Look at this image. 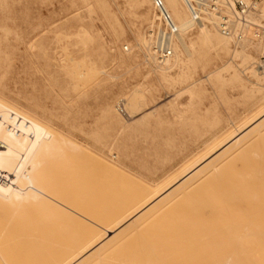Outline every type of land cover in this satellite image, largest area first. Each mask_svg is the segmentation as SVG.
I'll use <instances>...</instances> for the list:
<instances>
[{
	"label": "rangeland",
	"instance_id": "374dc122",
	"mask_svg": "<svg viewBox=\"0 0 264 264\" xmlns=\"http://www.w3.org/2000/svg\"><path fill=\"white\" fill-rule=\"evenodd\" d=\"M258 9L264 13V0H258ZM153 18L152 0L145 6H140L139 0H0V99L22 111L18 128L20 138L24 140L28 133L24 117L27 113L47 127L44 133L46 145L50 142L54 149L60 151L56 152V160L52 157V163L43 165L45 176L40 183L48 190L52 188L49 192L53 194L46 193L43 188L41 190L49 195L47 198L43 195L45 199L41 200L32 195L31 199H26L21 213L16 214L22 215L24 221L21 216H14L16 221L10 223L12 230L18 229L17 233L24 237L14 234L8 224L11 231L9 239L18 235L17 241L21 242L16 245L17 241L10 239L9 243H4L8 244L3 249L4 259L10 264H44L53 253V249H47L46 240L43 242L46 246L42 247L44 245L40 246L42 243L36 238L49 225L52 228V221L57 223L56 209L61 206L55 205L52 220L48 212L45 217L46 211L41 213L42 209L38 210L53 203L56 197L67 202L76 200L71 205L81 206L86 211L81 223L86 228L99 224L101 230L97 229L105 231L103 227H110L118 214L122 217L130 212L131 209L127 211L128 202L131 201L129 207L135 208L150 188L162 187L190 161L264 111V70L256 69L262 47L257 50L250 47L248 50L253 53L247 58L241 50L242 41L224 38L223 34H220L223 40L218 47L211 46L200 41L197 34L199 24L185 35L193 54L178 51L182 64L164 71L162 75L144 46V41H149ZM205 22L208 29H212L213 26L207 20ZM259 41L262 46L263 39ZM122 99L124 102L120 104ZM17 188L15 192V185L13 193L22 195L23 189ZM94 188L99 189L93 193ZM104 188L105 192L108 190L107 194ZM140 188L149 189L142 192L144 190ZM221 189L222 202L215 201V209L205 208L210 215L197 216L187 224H180L181 229L190 228L186 234L178 235V231L179 237L175 231L172 232L177 237L176 242L173 237L172 245V237L166 234L163 241L166 246L171 245V250L163 248L166 252L163 264H224L230 254H239L241 258L243 238L259 236L258 241L264 244V187ZM41 190L37 188L36 192ZM128 190L132 194L138 190L137 194L142 196L138 199L134 192L136 200L132 194L128 197L129 193L127 198L130 200L124 198ZM69 191L72 197H68ZM99 191L106 196L102 197ZM121 194L128 202L119 198ZM85 195L89 197L87 201L82 199L86 198ZM210 195L208 188L192 192L193 197L202 200L211 199ZM2 197L0 209H5L3 211L8 215H1L0 210V228L13 217L10 212H13L11 208L15 203L11 204L8 198ZM106 197L120 201L118 205L114 203L117 200L112 204ZM5 198L7 200L3 201ZM76 198L79 201L81 198L86 204L92 198L94 207L83 201L82 205ZM120 202L128 203L124 205L127 213L124 209L125 213L116 209L121 206ZM107 204L115 208L111 213H118L111 215L109 211L102 210ZM107 216L105 224L112 223L108 226L103 225ZM111 216L115 220L112 221ZM5 220L7 222L2 225ZM21 221L27 225L21 224L23 228L29 230L21 232L20 224L16 228L15 222ZM148 221L145 220V226L144 221L137 223L146 229L134 225L141 230L138 233L133 232V227L130 232L128 230L136 239L125 231V242L120 238L113 244L101 264H120L119 260L126 259L128 252L130 254L136 245L143 242L141 240H146ZM171 223L174 228L177 226L174 221ZM69 225L72 229L55 236L51 242L69 244L75 231L81 228L76 223ZM181 229L178 230L182 232ZM8 236L5 241H8ZM32 236H36V241ZM229 238L233 245L228 242ZM232 251H235L234 255ZM120 254L125 257H119ZM243 255L242 259H246L248 254L245 251ZM259 258L257 263L264 264V253ZM17 259L20 262L16 263Z\"/></svg>",
	"mask_w": 264,
	"mask_h": 264
},
{
	"label": "bare ground",
	"instance_id": "6f19581e",
	"mask_svg": "<svg viewBox=\"0 0 264 264\" xmlns=\"http://www.w3.org/2000/svg\"><path fill=\"white\" fill-rule=\"evenodd\" d=\"M163 1L165 4V7L167 8V10L172 16L178 28V31L170 35L164 34L162 27H161V23L159 21L158 14L154 7V17L155 18H153L154 22H151L152 25H151V30L149 32L150 34L149 39H148L149 41L148 43L144 41V46L147 52H150V55H152L151 59L153 60L155 66L158 67V69H160V72H162L161 73L162 75L164 71L165 72L169 71L182 64L181 63L182 61L179 59L178 51L187 53L189 55L193 54L190 52L189 45L187 41L185 40V35H187L192 29L195 28V26L199 24H200L199 25L200 31L198 30L199 32H197V34L199 36L200 41L202 42H206L211 46L218 47V45L223 40V37H221L220 34H223L224 38L226 37L227 39H230V40L231 38H234L237 42L242 41L241 50L244 52V55L247 58L251 57L253 53V51L248 50L250 47H254V50L260 49L262 47V53L260 54V56L263 54L264 13H261V11L258 9V1L254 3L255 10L251 11L245 17V20L243 21L239 20L237 9H236V1H239V0H234V1L232 0H163ZM242 1L250 2L251 0H242ZM152 2L154 6V0H152ZM150 4H151V0H139L140 6H145V5H150ZM143 8L144 7H142V9ZM223 19L227 20V22L230 23V28L232 29V32L228 35L225 34L221 28ZM205 20H207V22H209V24L213 26L212 29H208ZM260 39H263L262 46L260 45V41H259ZM164 46H167L168 49H171L172 51L171 55L167 57L163 56ZM125 49L129 50L128 47H125ZM260 63H261V60L259 57V60L256 63L257 65L256 69L258 68L260 70H264V68L261 67ZM121 102H124L123 99L120 101V104ZM21 115H22V111L20 109L0 99V197L3 196V197L8 198V201L9 202L11 201V204H13L12 202H15L14 206L12 208L10 207L11 210L13 209L12 210L13 212H10V213H13V217L11 218V220L9 219L10 221L8 220V222L7 220L2 221L3 223L2 225H4V222H7V225L5 223L6 226L4 225V227L1 226L0 228V258L3 264H10L7 260L4 259L3 249L5 246H8V244H4V243L5 242L9 243L11 240L12 241L19 240L17 238L18 235H20V238L24 237L23 235L21 236V234L17 233L18 229L15 231L18 235H13V236L10 235L12 236V238L10 237L11 240L9 239L8 235L11 232L10 228L12 226L11 224H13L12 222L16 221L14 219V216L15 218L18 216L19 217L21 216V218L23 217L22 215H16V214L21 213V206L23 204H26L25 200L31 199V197H33L32 195H35L37 196V198L39 199L41 198L42 200V199L47 198V196H49V195H46L47 192L50 195L53 194L49 192V190L51 191L52 188L48 190L40 183L42 182L41 178L45 176L43 175V167H44L43 165L49 164L52 160V157L55 158L56 160V157H55L56 152H60L59 150L54 149L53 146H51L50 142H49L50 145L49 144L46 145L44 133H45V128L47 127L43 125L40 121L28 115L27 113H24V117L26 118L25 120L27 121L28 133L25 136L24 140L20 138V132L18 128H19V121H20ZM258 142L261 143V145H259ZM62 151L65 152V150H62ZM190 162L191 163H189L187 166H184L185 168L182 171L180 170V172L176 176L174 175L172 179H170L169 181H166V183L162 187H158V188L156 187V188H150V189L148 188L149 190L145 188L146 191L148 190L147 192L143 188H140V190L142 189L144 190L142 192H146L147 194L146 196H144L142 201L139 202L133 209L132 207H129L131 205V201L128 202L126 199H124V198H127L128 196L127 193H129L130 190H128V192L126 193L123 192L124 195L126 196L125 197L124 195L122 196L123 194L122 193L121 194L122 197H119V198L122 200V198L124 197L123 201L128 202L130 205H127L128 203L126 204L125 202L123 203L120 202L121 206L123 207L121 206H120L121 208L119 206L118 207L115 206V207L117 210L121 209L118 211L119 213H121L122 211L123 213L126 212V209H125L126 206L124 208V205H127L129 207V208L127 207V211L129 209L131 210L128 213L126 212L127 213L126 215L122 214L123 215L122 217H121V214H118V216L121 217V218L119 217V219H118V216L116 217L115 215L114 218L116 217L115 218L117 219L116 221H113L115 219L112 218L111 216V220L113 219L112 221L114 223L113 224L111 223L112 224L111 225L109 223L111 221H109L108 223L111 226L108 228L103 227L102 230L105 229V231H100L101 228L99 224H95L91 228H86L81 223V221H83L82 220L83 217L86 216L85 214L86 211H84L85 209L84 210L81 209V206L71 205V202L73 200L72 201L70 200V202H67L64 199L62 198L60 199L56 197L55 195H53L54 197H56L57 200L54 199L55 201L53 203H50L49 201L50 204H47L45 208L43 207L44 209L39 208L38 210L41 211L40 209H42L41 213L44 212L43 210H45L46 212H44L45 214L43 215L47 217L49 213V216H50L49 218L52 220V212H54L55 205H58V207L61 206L60 209H56V216H59L57 218L58 225L56 222L53 223L52 221L51 224H54L52 225V228L50 227L51 225H49V227L44 229L42 231L43 234L40 235L41 237L37 236L39 238H36V236H32L33 237L32 239H34L35 241L36 239L41 241L42 244H39L40 246L44 245L42 247H45L46 244L43 242H45L46 240L47 249H53V253L49 255L48 259L45 260L44 264H101L102 262L101 260L107 257L106 252L108 251V249L112 247L113 244L117 243V241H119L120 238L123 239V236L126 235V232H128L129 229H130L129 230L130 232L134 228V231H133L134 233L135 232L138 233L140 230L139 228L146 229L144 228L147 222V221L145 222V220L150 221V226L149 227L147 226L149 228L148 229L149 232L147 233L149 234L146 233L147 234L146 240L144 241L143 237L140 235L143 239L141 241L143 242L141 244H138V246L134 244L136 245L134 249L135 250L139 249V250L136 252L133 249L135 252L132 251L130 252V254L128 252L127 254L128 257H126V259H124L123 261H120L119 258L117 257L119 260V263L120 264H163V261H164L163 257L165 256V253H166L165 249L168 251L171 250L170 249L171 245L174 244L173 237L175 236V233H176V236L178 234L177 233L178 231H179L178 235L188 233L186 232V230L189 229L190 227L187 226V227H184L186 229L184 228L181 229L182 225L180 224H183L184 222H186L184 224H187V221L190 222L191 219H196L197 216L206 217V215L209 212H205L206 211L205 208L209 207V208L215 209V204H214L215 201L217 200L221 201V198H223L221 196V190H222L221 188H263L264 187V111H262L256 117H254V119L250 120L249 122H246L242 127L232 132L226 138H223L221 141L214 144L204 154H202L201 156L195 158L193 161H190ZM65 169L66 167L64 168V170ZM48 183L49 182H47V184ZM75 184L76 183H74V186ZM15 185H16L15 192H17V189H19L17 187H20L21 190L23 189L22 195L21 193L20 195L13 193L14 192L13 188ZM37 188L38 190H41V189L44 190L43 188H45L46 193L45 191H42V190H41L42 192L40 191L37 193L36 192ZM199 188H208L212 193V195H210L211 199L202 200V198L193 197L192 192L196 191ZM215 188H218V190L219 189L220 190L216 191ZM97 189L99 188L92 189V192L94 193ZM110 189L111 188H109V190ZM103 190L105 192V188ZM100 192L101 191H99V193ZM106 192H108V190H106ZM111 192H113V190H111ZM111 192L109 191L110 194ZM105 193L104 194L102 193L103 194L102 197L105 195ZM137 193H138V190L136 194ZM10 194H12L13 196L11 195L9 197ZM68 194H67L68 197L69 196L72 197L71 192ZM81 194L82 193L80 194L77 193L76 195H81ZM130 194L132 193H129L128 197H130ZM140 194L141 193H139V195L137 194L136 196L137 197L142 196ZM43 195L44 196L46 195L45 198L43 197ZM73 196H74V193H73ZM85 196L86 198L83 197L82 199L87 201V198L89 197L87 195ZM118 196L120 195L118 194ZM132 196H131V200L133 199V197L136 200L137 197L135 196L132 197ZM213 196H215L214 197L215 200H213ZM219 196L221 197L219 198ZM109 197L111 196L109 195ZM109 197L108 198L106 197L107 200H109ZM6 198L3 199V201L4 200L6 201L7 200ZM224 198H226V196ZM82 199L80 198L81 201L77 199V201H79L83 205L84 201ZM117 199H115L114 197V200L113 198L112 200L110 198L109 201L114 202ZM120 199L114 203H117L118 205V201H120ZM60 200L61 201L63 200L62 205H60L61 204ZM222 200H225V199H222ZM75 201H73V203H75ZM88 202H89L88 204H86V202L84 203L86 205H89L90 207L91 206L94 207L92 198L88 200ZM104 202H107V201H104ZM42 203L40 201V204ZM217 204L221 205L220 202H217ZM103 207L104 209L102 210H104L105 212L109 211L111 215L118 213V212L111 213L113 212L112 210L115 209L114 206L113 207L111 206V204L104 205ZM105 207L106 208L108 207V210ZM14 208H15V211H14ZM216 208H217L216 210L219 211L218 205H216ZM123 209L125 210V212ZM3 210L5 211V209ZM3 210H1L2 212L1 215L4 213ZM214 212L216 216L217 212L215 210ZM87 213H88V210H87ZM3 215H5V213ZM7 215L8 213L5 216ZM105 215L107 214L105 213ZM105 215H103V217ZM209 215L207 217H211ZM108 216L104 218L105 219L104 222L101 219L102 222L104 223L103 225L108 224V223L105 224ZM175 220H177L178 222ZM22 221H24L23 218H22ZM22 221L21 223L15 222V226L17 224L16 228L18 227L19 224L26 225L25 222L22 223ZM143 221L145 222V224H143L144 225L143 227L142 226L140 227V225L137 223L142 224ZM167 221H168L167 224L173 228L175 225H172L171 222L174 221L173 224H177L174 230L173 228L166 225ZM55 223H56V226H55ZM70 223H74V224L76 223L78 226H81L82 228V229L81 228L78 229L79 231L75 228L77 231H75L72 241L69 244H64V241H63L62 242L63 245H60V243L56 244V243L51 242L52 238H54L55 236L65 234L69 230L68 228L72 229L71 225H69ZM162 223L165 225H162ZM8 224H10L9 226L10 228H8ZM134 225H138L139 228L138 226H134ZM258 225L257 227L259 228L260 225L259 226ZM20 227H22V229H19V230H21L22 232L24 228L22 225L19 226V228ZM97 227H99L100 230L97 229ZM136 227L138 228L137 231L135 229ZM263 227H264V224H263ZM163 228H166V229H163ZM12 229L13 227L11 228V230ZM178 229H181L183 233ZM24 230H29V229L26 228ZM12 231L15 234L14 230ZM80 231L82 232L79 233ZM174 231L175 233H172ZM102 232H105V233L103 234ZM170 232H171V235H170ZM143 233L145 234V232ZM139 234L138 235L136 234V235L139 236ZM166 234L168 237H172L171 239L173 242L170 241L171 245H167V246L165 245L164 241L166 239H164V237L166 236ZM245 234H247V232ZM244 235L243 237H245ZM6 236H8L7 237L8 241L4 240L6 239ZM130 236L131 238L134 237L132 233L130 234ZM176 236L174 237L175 242H176L177 237H179V236L177 237ZM249 236L247 238H243V241H242L244 253L246 251V254H248L246 259H242V256H244L243 255L244 253L243 254L241 253L242 255L241 258L239 254H236L235 256H232L230 254L231 257L229 255V259L226 258L224 260L225 262L224 264H258L257 262L260 261L259 256H261L264 253V244L261 245V243L258 241L259 239H257V237L259 238V236L255 237V235H253L254 236L253 238L251 235ZM14 237H15V240H14ZM29 237H31V235ZM136 238L134 237V239ZM124 240L125 239H123V241ZM227 240H229L228 241L229 243L231 244L233 243L232 239L230 240L229 238ZM239 240L241 243L240 238L237 241ZM23 242H26V241H23ZM16 243L20 245L21 242L18 243L17 241L14 244ZM119 243L121 244V241ZM120 244H119V247H120ZM139 245H141V247H139ZM164 247L165 249L163 250ZM166 247H168V249ZM27 249L28 248H26V250ZM111 252L112 251H110V254ZM234 253L235 251L232 254L234 255ZM124 254H120L119 257H121V255L125 257ZM248 256L249 257L251 256L252 258L251 257L249 258ZM17 260H15L16 263L20 262V260L18 261ZM1 262L0 264H2ZM110 264H113V263H110Z\"/></svg>",
	"mask_w": 264,
	"mask_h": 264
},
{
	"label": "built area",
	"instance_id": "2783aa9c",
	"mask_svg": "<svg viewBox=\"0 0 264 264\" xmlns=\"http://www.w3.org/2000/svg\"><path fill=\"white\" fill-rule=\"evenodd\" d=\"M257 1L258 0H251L250 2H246V1H242V0L236 1V9H237L239 20H241V21L245 20V17L251 11L255 10L254 3ZM154 7H155V10L158 14L163 33L168 34V35L176 33L178 31V28H177L171 14L169 13L167 8L165 7L164 1L163 0H154ZM221 28H222L223 32L227 35L232 32V29L230 28V23L227 22V20H225V19L222 20ZM171 53H172L171 49H168L167 46L163 47V56L164 57L171 55ZM260 60H261L260 65L262 68H264V50H263V54L260 56ZM120 110H121V112H124V109L122 107H120Z\"/></svg>",
	"mask_w": 264,
	"mask_h": 264
}]
</instances>
